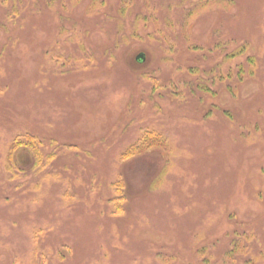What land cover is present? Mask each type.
<instances>
[{
	"label": "rangeland",
	"instance_id": "374dc122",
	"mask_svg": "<svg viewBox=\"0 0 264 264\" xmlns=\"http://www.w3.org/2000/svg\"><path fill=\"white\" fill-rule=\"evenodd\" d=\"M0 264H264V0H0Z\"/></svg>",
	"mask_w": 264,
	"mask_h": 264
},
{
	"label": "trees",
	"instance_id": "16d2710c",
	"mask_svg": "<svg viewBox=\"0 0 264 264\" xmlns=\"http://www.w3.org/2000/svg\"><path fill=\"white\" fill-rule=\"evenodd\" d=\"M155 143H151V139H148V137L144 136V137H140L138 138L132 145H130L128 147V149H126L124 152H122V156L124 158L130 157L132 155H136L139 153H142L143 151H147L149 149H153L154 147H157V145ZM158 148V147H157ZM159 153V152H157ZM117 185L120 189H122L123 191V181L118 180ZM121 191V190H120ZM125 196L124 194H121L118 196V199H123ZM124 210V205L123 204H118V208H116V211H123Z\"/></svg>",
	"mask_w": 264,
	"mask_h": 264
},
{
	"label": "flooded vegetation",
	"instance_id": "af4514ba",
	"mask_svg": "<svg viewBox=\"0 0 264 264\" xmlns=\"http://www.w3.org/2000/svg\"><path fill=\"white\" fill-rule=\"evenodd\" d=\"M135 58V61L137 62V65L138 66H142L146 63V60L148 58V54H147V51L145 50H140L138 52V54L134 57ZM135 62V63H136Z\"/></svg>",
	"mask_w": 264,
	"mask_h": 264
}]
</instances>
